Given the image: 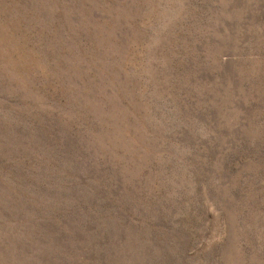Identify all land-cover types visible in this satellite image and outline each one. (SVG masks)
<instances>
[{
    "label": "rangeland",
    "instance_id": "obj_1",
    "mask_svg": "<svg viewBox=\"0 0 264 264\" xmlns=\"http://www.w3.org/2000/svg\"><path fill=\"white\" fill-rule=\"evenodd\" d=\"M0 264H264V0H0Z\"/></svg>",
    "mask_w": 264,
    "mask_h": 264
}]
</instances>
